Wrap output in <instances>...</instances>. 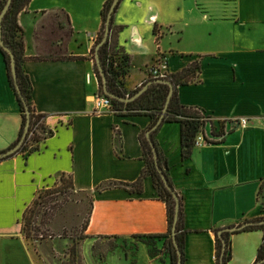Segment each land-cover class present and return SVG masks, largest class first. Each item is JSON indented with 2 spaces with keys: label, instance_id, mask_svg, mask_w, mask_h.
I'll use <instances>...</instances> for the list:
<instances>
[{
  "label": "crops",
  "instance_id": "0c3cea01",
  "mask_svg": "<svg viewBox=\"0 0 264 264\" xmlns=\"http://www.w3.org/2000/svg\"><path fill=\"white\" fill-rule=\"evenodd\" d=\"M105 1L30 0L18 14L33 106L53 132L37 150L0 159V264H43L20 220L60 174L93 196L81 243L86 264H171L165 238L147 236L168 231L152 176L143 178L140 193L129 189L145 166L140 133L151 116L93 112ZM111 43L116 56H130L127 89L141 87L160 62L173 73L200 61L196 79L179 84L177 93L211 116L205 140L182 160L178 122L162 121L153 138L181 200L183 264H217L215 230L264 216V0H120ZM59 54L69 57L54 58ZM20 129L0 49V151L19 140ZM109 182L121 184L102 188ZM245 227L229 231L228 264L256 258L263 230Z\"/></svg>",
  "mask_w": 264,
  "mask_h": 264
},
{
  "label": "trees",
  "instance_id": "16d2710c",
  "mask_svg": "<svg viewBox=\"0 0 264 264\" xmlns=\"http://www.w3.org/2000/svg\"><path fill=\"white\" fill-rule=\"evenodd\" d=\"M113 0H106L101 9L102 16V26L99 32L98 38L96 40V44L102 38L105 21L107 18V14L109 8L111 6ZM6 0H0V10L4 6ZM30 0H12L11 5L4 16L3 26H2V37L7 46H9L14 54L16 59L17 71H18V80L23 94L25 95L29 108H30V126L27 132V136L25 138L24 143L22 144L19 151H34L39 148V142L52 134L53 130L49 129L45 126L43 118L44 114L36 112L33 102H32V84L28 74L23 69V62L26 59L25 55V43L22 35V28L18 22V14L24 9ZM65 19L68 21L69 16L67 13H62ZM113 22V21H112ZM111 35H112V25L110 36L107 42H105L100 47V57L103 68L106 72L108 79V88L112 92H115L120 95H132L139 88L127 89L125 87V76L130 67V56L127 53H121L116 56V53L113 50L111 43ZM95 44V46H96ZM1 52L4 57L5 65L8 72L9 82L13 89L17 94V98L19 101V107L21 111V129L19 134V139L22 136L26 121H27V113L26 106L23 102L22 98L18 94L16 89L12 70H11V59L9 52L0 45ZM69 57L65 54H59L54 56V58H64ZM35 58H41V56H35ZM95 69L98 74L100 87L99 91L104 92L103 90V82L100 72L98 70L97 64L95 63ZM200 70V61L195 60L191 62L188 66L183 68L180 71L168 73L166 78L171 79L175 85L174 92L169 101L167 110L164 115L165 121H176L180 125V145H181V158L182 160L190 158L193 148L195 146L196 136L200 131H204V127L208 121L211 120V116L206 114L205 110L196 105H187L180 101L177 93V86L182 83H187L188 81L195 80L198 72ZM155 79V77L149 78V80ZM170 86L165 82H152L151 85L137 98L131 101H122L117 98L111 97L113 109L115 112H123L127 111L128 113H147L151 116V121L149 126L142 130L140 133L141 143L143 147V155L145 158V166L143 167L140 176L138 179L131 184H129V189L132 191L140 193L143 189L142 180L146 175H151L153 178L154 186L157 190V193L161 199H163L167 206V216H168V231L166 233H158V234H148V237H157V238H165V245L170 251V263L177 264V251L175 244L173 242L172 235V225L175 214V197L172 192L166 187L154 160L153 150L150 145V142L146 136V131L155 124L159 116L161 115L167 95L169 93ZM105 93V92H104ZM214 133V129H213ZM154 135V132L152 133ZM154 139V138H153ZM155 141V140H154ZM156 143V142H155ZM157 145V144H156ZM158 148V147H157ZM159 162L168 176L171 184L173 185L170 176H169V164L166 157H164L159 151ZM63 175V174H61ZM66 175V174H64ZM69 176V184L65 186H61L59 188H44L41 189L30 204L24 209L21 216V231L27 241L30 239L34 242H43L45 238L53 237V228L54 221V212L53 209L56 207L57 203L55 200L60 195H66L69 192V188L74 192H84L88 196L89 209L86 217L84 218L81 226H80V234L76 237L71 235H66L59 233L60 237L69 238L72 241L71 253L76 251V245L79 243L81 245L82 241L88 236L85 230L88 225L89 217L92 211L93 205V196L92 193L88 190H76L73 184L72 177ZM113 184H121V182H109L101 185L102 188L111 186ZM69 187V188H68ZM264 187V185H263ZM56 193V194H55ZM264 219L263 217L257 218V220ZM259 228L263 230V240L260 243L256 258L253 264H264V223L250 224L245 227V229H255ZM183 212L180 209V218L177 226V238L179 240L181 249L183 251L184 246V238H183ZM229 231H225L224 235L227 239V246L223 252V243L222 239L218 234V229L215 230V244H216V262L217 264H228L231 259V244L229 239ZM144 234H138V237L143 236ZM78 260L80 259V255L78 254ZM72 261V259H71ZM66 264V263H64Z\"/></svg>",
  "mask_w": 264,
  "mask_h": 264
},
{
  "label": "water",
  "instance_id": "95a60500",
  "mask_svg": "<svg viewBox=\"0 0 264 264\" xmlns=\"http://www.w3.org/2000/svg\"><path fill=\"white\" fill-rule=\"evenodd\" d=\"M12 0H6L4 6L2 7V9L0 10V45L2 47H4L10 54V59H11V70H12V75H13V79H14V83L16 86V89L18 91V94L20 95V97L22 98L23 102L25 103L26 106V113H27V121H26V125H25V129L24 132L22 134V136L20 137V139L10 148L4 150V151H0V159L6 158L8 156H11L13 154H15L16 152L19 151V149L21 148L22 144L25 141V138L27 136V132L29 130V126H30V108L27 102V99L25 97V95L23 94L20 84H19V80H18V71H17V65H16V59H15V54L13 52V50L7 46L3 40L2 37V26H3V19L5 14L7 13L10 5H11ZM120 0H113L111 3V6L109 8L108 14H107V18L105 21V28H104V32L102 35V38L100 39V41L96 44L95 46V59H96V64L98 67V70L100 72V75L102 77V82H103V90L104 92L114 98H117L119 100L122 101H131L134 100L135 98H137L139 95H141L150 85L152 82H165L168 83L170 86V90L169 93L167 95V99H166V103L164 106V109L161 113V115L159 116V118L157 119V121L155 122V124L153 126H151L147 132H146V136L150 142V145L152 147L153 150V155H154V160H155V164L156 167L166 185V187L172 192V194L175 197V214H174V219H173V225H172V235H173V242L175 244L176 247V251H177V264H183V251L181 249L179 240L177 238V226H178V222H179V218H180V209H181V200H180V196L178 194V192L176 191V189L174 188V186L171 184L168 176L166 175L165 171L163 170L160 162H159V152H158V148L157 145L153 139V135L152 133L154 132V130H156L159 125L162 123L163 119H164V115L165 112L167 110L169 101L172 97V94L174 92L175 89V85L173 83V81H171V79L169 78H163V77H159V78H155V79H151L148 80L147 82H145L141 87H139L137 89V91L135 93H133L132 95H120L117 94L115 92H112L111 90H109L108 88V79H107V75L106 72L103 68L102 62H101V57H100V47L108 41L109 36H110V31H111V25H112V21H113V16H114V12L119 4ZM257 223H264V219H260V220H249L246 221L242 224H238V225H231V226H225L219 229L218 234L220 236V238L222 239V243H223V252L227 246V239L224 235L225 231H235V230H239L247 225L250 224H257ZM264 261V260H263ZM223 264V262H222Z\"/></svg>",
  "mask_w": 264,
  "mask_h": 264
},
{
  "label": "rangeland",
  "instance_id": "374dc122",
  "mask_svg": "<svg viewBox=\"0 0 264 264\" xmlns=\"http://www.w3.org/2000/svg\"><path fill=\"white\" fill-rule=\"evenodd\" d=\"M63 18L61 15L59 16ZM69 184V176L59 175L50 184L44 188H59ZM42 188V189H44ZM69 188V187H68ZM56 194V193H55ZM57 203L53 209L55 224L53 228V237H47L43 242H34L35 250L43 260V264H86L85 258L81 252V245H76V252L71 253L72 241L69 238L59 236V233L76 237L80 234V226L87 215L89 209L88 196L84 192H74L69 188L65 195L56 194ZM78 254L80 259L78 260ZM72 259V261H71Z\"/></svg>",
  "mask_w": 264,
  "mask_h": 264
},
{
  "label": "built area",
  "instance_id": "2783aa9c",
  "mask_svg": "<svg viewBox=\"0 0 264 264\" xmlns=\"http://www.w3.org/2000/svg\"><path fill=\"white\" fill-rule=\"evenodd\" d=\"M165 68H166V64L160 62L157 65H153L151 67L150 73H151L152 77H155V78H159V77L166 78L168 72ZM107 111L115 112V110L113 109L111 96H109L106 93L98 90L97 92L94 93L93 112L94 113H102V112H107ZM241 122L243 125H246V123L248 122L247 117H242ZM204 136H205L204 131H200L197 134L196 140H195L196 146H199L203 143V141L205 140Z\"/></svg>",
  "mask_w": 264,
  "mask_h": 264
}]
</instances>
